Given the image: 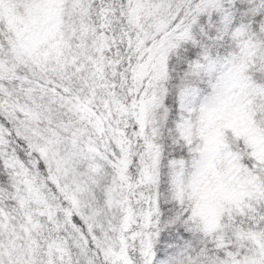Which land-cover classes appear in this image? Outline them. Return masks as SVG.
I'll list each match as a JSON object with an SVG mask.
<instances>
[{
	"label": "snow or ice",
	"instance_id": "6c2138e0",
	"mask_svg": "<svg viewBox=\"0 0 264 264\" xmlns=\"http://www.w3.org/2000/svg\"><path fill=\"white\" fill-rule=\"evenodd\" d=\"M0 264H264V0H0Z\"/></svg>",
	"mask_w": 264,
	"mask_h": 264
}]
</instances>
